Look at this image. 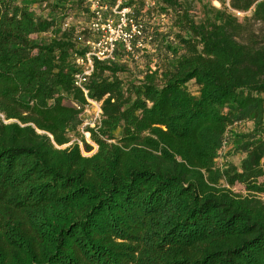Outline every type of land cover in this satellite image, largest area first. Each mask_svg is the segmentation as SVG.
<instances>
[{
    "label": "trees",
    "instance_id": "1",
    "mask_svg": "<svg viewBox=\"0 0 264 264\" xmlns=\"http://www.w3.org/2000/svg\"><path fill=\"white\" fill-rule=\"evenodd\" d=\"M196 3L124 5L171 19L169 37L152 28L170 56L129 83L121 53L94 62L86 88L102 114L88 143L73 33L37 41L52 20L0 0V264H264V0L204 4L198 18ZM244 122L251 132L228 133ZM227 135L244 157L219 169Z\"/></svg>",
    "mask_w": 264,
    "mask_h": 264
},
{
    "label": "built area",
    "instance_id": "2",
    "mask_svg": "<svg viewBox=\"0 0 264 264\" xmlns=\"http://www.w3.org/2000/svg\"><path fill=\"white\" fill-rule=\"evenodd\" d=\"M139 0H113V5L105 0H85L90 15L87 29H74L73 40L76 48L71 53L76 72L73 75V86L84 96L86 103L71 105L79 112L82 120L79 132L90 143V134L86 127L92 129L99 125L101 119V104L88 97L87 84L94 70V62L116 61L117 53L124 54L131 59H137L140 53L151 42V37L144 32L143 25L136 20L131 8L124 6L129 2ZM145 8L155 6V0H141ZM219 8L218 0H200ZM238 17L243 13L234 12ZM65 31L70 30L69 23L64 24ZM86 32V34H85ZM80 51H83L80 54ZM81 146V143H79ZM68 146V145H66ZM65 146V147H66Z\"/></svg>",
    "mask_w": 264,
    "mask_h": 264
},
{
    "label": "rangeland",
    "instance_id": "3",
    "mask_svg": "<svg viewBox=\"0 0 264 264\" xmlns=\"http://www.w3.org/2000/svg\"><path fill=\"white\" fill-rule=\"evenodd\" d=\"M218 1L219 3L221 2V0ZM82 2H83L82 5L77 6L78 3H76V0L73 1L71 0L70 2L62 6L65 8L61 7L62 10L51 12L44 8V5L40 3V0H23V3L29 6L30 11L35 15V17L48 18L50 21L52 20L53 23V27L48 33H44L42 35H33L31 38L37 41L47 42L51 40L52 37H54V35L59 36L65 32L64 24L66 23V21L70 25L69 31L73 33L72 37L74 36V29L80 27H82L83 29H87L86 27L89 22L90 15L89 12L85 11V7H87V5L85 4V0H82ZM227 2L228 0H226V3ZM204 4L217 8L212 4L206 2H204L203 4L196 3L194 8V13L196 15V18L202 16L201 6L202 7L205 6ZM247 15H249V13L241 14V16H238V18L242 19L244 16ZM138 17L141 19V23H143L146 26L149 32L153 33L155 39L153 40L152 45L147 44L146 48L143 50L142 53H140L137 59H131L130 57H126L124 54H120L121 57H119L118 59L121 61V63H123L126 66L128 70L126 74L121 75V79L126 83H129L130 80H140L143 73L146 72L147 69H154L155 64L161 65L162 59H164L165 56H170L169 55L170 53H168L166 50V46L169 44L171 40L166 39L163 41L161 36L155 34L152 31V28H157L158 32L160 31V33H165L169 37L171 31V25H172L171 19L169 18L167 19V17L164 18L163 16H160L157 11L153 13V16L143 14L142 12ZM256 29L258 28L256 27ZM174 46L178 47L177 45ZM188 90L193 94H196L197 92V88L192 83L188 84ZM252 129H253V125L251 123L244 122L234 125L231 129L228 130V133L230 134L248 133L251 132ZM73 138L74 141L78 139V136H74ZM91 146L93 149L89 153L83 150L82 145L80 146L81 152L84 156H90L96 151V146L92 144ZM243 157L244 156L242 154L235 153L232 150L231 138L228 137L227 135V140L223 145L222 150L219 152V156L216 160L215 166L219 169H222L229 164L239 167ZM220 183L221 185L228 187L223 181H221ZM231 189L233 193L239 196L244 197L247 195V192L244 190L243 186L239 184H236ZM259 198L262 201H264L263 195L259 196Z\"/></svg>",
    "mask_w": 264,
    "mask_h": 264
}]
</instances>
